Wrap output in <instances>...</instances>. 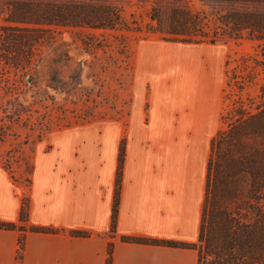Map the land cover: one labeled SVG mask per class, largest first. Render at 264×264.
Listing matches in <instances>:
<instances>
[{
	"label": "rangeland",
	"instance_id": "rangeland-1",
	"mask_svg": "<svg viewBox=\"0 0 264 264\" xmlns=\"http://www.w3.org/2000/svg\"><path fill=\"white\" fill-rule=\"evenodd\" d=\"M94 1L116 5L129 28L53 27L54 38L35 47L27 62L17 66L0 57V163L20 191L31 190L33 156L52 154L63 143L74 140L77 147L87 144L94 149L102 141L119 140V149L124 147L125 138L132 135L129 129L151 121L150 82H166L175 61L179 140L204 142L209 152L212 137L223 126L221 115L238 98L247 102V97H256L263 83L261 43L241 37L194 45L167 33L179 10L204 16V29L211 31L219 15L235 8L230 3ZM155 15L157 21L151 19ZM173 43H179V58L169 46ZM204 55L212 58L210 69L217 66L218 76L223 75L220 93L214 90L217 80L199 73ZM248 72H253L251 81L238 89L232 74ZM207 79L213 87L206 101L199 98V84ZM201 183L200 202L205 193Z\"/></svg>",
	"mask_w": 264,
	"mask_h": 264
},
{
	"label": "crops",
	"instance_id": "crops-1",
	"mask_svg": "<svg viewBox=\"0 0 264 264\" xmlns=\"http://www.w3.org/2000/svg\"><path fill=\"white\" fill-rule=\"evenodd\" d=\"M169 46L179 58V43ZM211 59L204 55L198 70L217 80L216 94L223 75L217 66L210 69ZM174 63L166 82H150V123L135 125L125 138L113 230L119 140L94 149L73 140L52 154L33 156L30 191L15 187L0 163V222L14 225L0 227V264H107L108 258L109 264L197 263L191 247L122 239L193 243L198 236L209 151L204 142L179 140V61ZM208 79L199 84V98L206 101L213 87ZM24 199L27 214L21 219Z\"/></svg>",
	"mask_w": 264,
	"mask_h": 264
},
{
	"label": "trees",
	"instance_id": "trees-1",
	"mask_svg": "<svg viewBox=\"0 0 264 264\" xmlns=\"http://www.w3.org/2000/svg\"><path fill=\"white\" fill-rule=\"evenodd\" d=\"M230 3L235 8L216 18L205 30L204 16L179 10L167 33L181 41L209 43L245 37L262 44L263 83L256 97L238 98L223 115V126L211 139L205 193L195 242L159 241L123 237V240L191 247L196 264H264V0H204ZM0 57L13 65L27 62L35 47L52 40L53 27L128 29L119 9L94 0H0ZM151 19L158 20L157 16ZM218 28L221 29L219 32ZM147 31L155 32L152 27ZM254 60V58H253ZM246 62V60H244ZM253 76L232 74L234 85L243 89ZM227 79L226 84H229ZM124 147L118 154L111 213L115 227ZM27 202L21 207V219ZM0 222V227H13ZM72 234H85L71 231ZM109 264V258L107 260Z\"/></svg>",
	"mask_w": 264,
	"mask_h": 264
}]
</instances>
